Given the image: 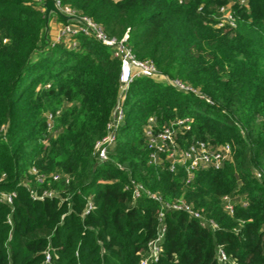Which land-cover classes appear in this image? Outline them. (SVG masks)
<instances>
[{"label": "trees", "instance_id": "obj_1", "mask_svg": "<svg viewBox=\"0 0 264 264\" xmlns=\"http://www.w3.org/2000/svg\"><path fill=\"white\" fill-rule=\"evenodd\" d=\"M42 1L0 0V264H139L160 233L148 264H264V0H55L109 37L127 31L158 71L123 93L106 161L95 144L120 99V60L90 35L50 39ZM227 3L236 24L217 27ZM148 125L173 126L179 150L229 144L231 159L187 181L166 154L149 162ZM131 181L161 201L133 198ZM178 200L201 218L165 206Z\"/></svg>", "mask_w": 264, "mask_h": 264}, {"label": "built area", "instance_id": "obj_2", "mask_svg": "<svg viewBox=\"0 0 264 264\" xmlns=\"http://www.w3.org/2000/svg\"><path fill=\"white\" fill-rule=\"evenodd\" d=\"M180 2L182 0H179ZM240 4H245V0H237ZM233 3H227L218 8V16H217V27H223L224 25H229L231 27L235 26V13L232 10ZM59 6V4H58ZM60 7V6H59ZM61 8V7H60ZM61 10L69 15H74L73 11L69 8L65 7V10L61 8ZM81 19V22H67L59 27L57 35L53 38V41L65 40L68 43L73 40V36L78 33H83L85 35L93 36L96 40H98L101 44L109 46L112 48V53L114 57H117L120 60V99L116 105L114 111V118L108 124L106 135L96 142L95 149L98 152L99 160L106 161L107 160V152L108 148L115 141L114 129L117 127L118 123L122 118V108H121V100L123 93L127 90L130 82L136 76H145V77H153L157 75L158 71L154 66L153 62L150 60H140L135 57L133 54L129 44H128V34L127 31L123 34V36L119 39L114 37H109L104 30L94 21L87 17L78 16ZM5 42V39L3 40ZM77 43V42H76ZM173 87L181 91H192L196 94L198 92L196 90L190 89L189 86L182 83L179 80H169L168 81ZM188 119H180L176 120L173 124L180 125L183 128H187L185 124ZM150 122H152V118H150ZM147 140L149 145L151 146V153L149 155V162L156 163L160 160V154H166L168 158V168L173 171L176 168V165L179 164L183 166L187 173V181H189L194 174V171L197 169L203 168H219L224 161L231 159V146L229 144H222L216 147L211 146L210 144L203 141H195L191 143L187 148L183 150L177 149L175 145V136L176 131L173 126L165 127L158 132L154 133L150 129V125H148L145 129ZM32 172H36L35 169ZM257 178L260 177V173L257 171L255 173ZM62 175L56 173L53 178L58 180ZM65 180H68V176L63 175ZM37 179L39 181L42 180V175H38ZM127 188V186H126ZM131 191L132 197L137 198L141 194H145L146 196L161 201L160 196L155 193L146 190L141 184L131 181ZM54 193L51 190H45L38 198L42 199L43 197H51ZM11 194H3L2 199L11 202ZM36 196V195H35ZM223 200L225 201V208L228 212H232V204L228 196H224ZM165 206L167 208L173 209H181L188 212L191 216L195 218H201L200 213L194 211L188 204L184 203L181 200L166 203ZM91 207V203L88 202V209ZM161 217V214H160ZM207 222V221H205ZM202 224L204 222L202 221ZM210 224L213 228L216 225L210 221ZM163 230V228H162ZM161 240V233L157 235L156 238L150 240L147 243V255L141 258L139 264H148L149 261H155L161 251V246L159 244ZM218 258L220 261H224L226 259V255L222 249L218 251ZM49 260V256H46V261Z\"/></svg>", "mask_w": 264, "mask_h": 264}, {"label": "water", "instance_id": "obj_3", "mask_svg": "<svg viewBox=\"0 0 264 264\" xmlns=\"http://www.w3.org/2000/svg\"><path fill=\"white\" fill-rule=\"evenodd\" d=\"M42 5L44 7L45 34L48 32V22L52 15H58L68 22H81L80 17L64 13L55 0H43Z\"/></svg>", "mask_w": 264, "mask_h": 264}, {"label": "crops", "instance_id": "obj_4", "mask_svg": "<svg viewBox=\"0 0 264 264\" xmlns=\"http://www.w3.org/2000/svg\"><path fill=\"white\" fill-rule=\"evenodd\" d=\"M52 16L55 17V15H52ZM52 16L49 18V22H48V35L50 37L55 36L54 34L59 26V24L57 23V20ZM52 18H54V20Z\"/></svg>", "mask_w": 264, "mask_h": 264}, {"label": "rangeland", "instance_id": "obj_5", "mask_svg": "<svg viewBox=\"0 0 264 264\" xmlns=\"http://www.w3.org/2000/svg\"><path fill=\"white\" fill-rule=\"evenodd\" d=\"M63 9L65 10V7H63ZM52 17H54V16H52ZM55 18V17H54ZM54 18H52L53 20H54ZM56 19V18H55ZM57 23L59 24V26H58V28H57V30H56V32H55V36L57 35V32H58V30H59V27L61 26V25H63L64 23H61V22H58L57 21ZM54 36V37H55ZM50 37V36H49ZM54 37H50V39H53ZM77 43H76V41H70L69 43H68V46L69 47H73V46H75ZM181 128H183V127H181ZM176 136H177V133H176ZM176 136H175V145H176V147H177V149H178V145H177V142H176ZM149 146V148L151 149V146L150 145H148Z\"/></svg>", "mask_w": 264, "mask_h": 264}]
</instances>
